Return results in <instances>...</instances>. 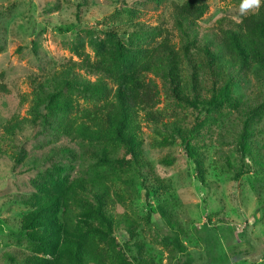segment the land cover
I'll list each match as a JSON object with an SVG mask.
<instances>
[{"label":"trees","instance_id":"16d2710c","mask_svg":"<svg viewBox=\"0 0 264 264\" xmlns=\"http://www.w3.org/2000/svg\"><path fill=\"white\" fill-rule=\"evenodd\" d=\"M134 1L124 0L121 7L133 18L139 15L130 7ZM51 6L59 3H50L47 10ZM208 10L196 0L173 4L179 45L168 29L140 22L78 27L72 48L79 61L69 60L32 78L27 116L13 117L4 130L16 143L9 155L14 167L31 157L29 145L37 138H46L50 146L42 161L33 155L22 172H37L30 179L35 189L12 199L33 208L22 219L21 233L36 253L51 257L34 254L22 264H156L141 239L140 219L118 211V205L141 191L149 203L146 221L158 214L170 230L184 234L172 205L161 201L170 185L149 159L143 125L154 128L152 147L179 142L209 190V144L233 147L223 158L236 180L251 172L264 175L259 139L264 119V0L256 13L239 22L221 19L218 31L202 36L199 23ZM34 52L40 61L37 48ZM156 79H161L166 97L192 110V119L160 109L162 90ZM11 94L0 83L1 99ZM79 97L92 108L82 109ZM234 114L238 123L223 132ZM153 198L159 200L156 208L150 203ZM175 242L186 252L179 234Z\"/></svg>","mask_w":264,"mask_h":264},{"label":"rangeland","instance_id":"374dc122","mask_svg":"<svg viewBox=\"0 0 264 264\" xmlns=\"http://www.w3.org/2000/svg\"><path fill=\"white\" fill-rule=\"evenodd\" d=\"M123 1L0 0V83H5L12 91L6 100L0 98V159H3L0 160V264H22L34 254L51 257L44 252L36 253L21 233L22 219L33 208L12 199L17 193L35 189L30 179L37 172H22L33 155L42 161L43 153L50 146L45 144L46 138H37L29 145L31 157L14 167L9 155L14 153L16 143L6 138L4 130L13 117L27 116L33 99L32 78L41 75L43 70L44 74L54 72L56 67V70L61 68L59 64L69 60L79 61L72 48L78 27L106 29L123 27L130 21L140 22L168 29L173 41L177 45L180 43L171 11L173 4L180 5L187 0H132L131 9L135 8L139 13L135 18L121 8ZM52 2H58L59 7L51 6L47 10ZM196 2L209 7L199 23L202 36L218 31L221 19L239 22L245 17L239 14L241 0ZM160 40L161 37L157 38ZM35 48L42 56L40 61L35 56ZM86 50L93 54L88 45ZM156 81L162 90L160 109L166 108L181 116L187 114L192 119V110L180 107L175 100L166 97L161 79ZM78 101L82 109L92 108V104L83 98L79 97ZM236 118L234 114L226 121L223 132L238 123ZM143 126L149 159L154 162L158 175L170 185V189L162 192L161 201L172 205L184 234L170 230L158 214L146 221L149 203L142 191L139 195L134 194L125 205H118V211L140 219L143 226L141 239L147 244L155 263L264 264V178L261 177L264 175L251 172L236 180V172L228 169L223 158V154L228 155L233 147L209 144L206 160L209 190L197 178L194 164L184 157L179 142L171 141L161 148L152 147L154 128ZM259 130V139L264 146V119ZM221 147L220 154H217ZM231 161L234 163L233 157ZM85 162L87 160L82 163ZM77 167L81 168L80 163ZM150 203L156 208L159 200L153 198ZM176 234L186 245L184 253L177 248Z\"/></svg>","mask_w":264,"mask_h":264},{"label":"clouds","instance_id":"9594fccd","mask_svg":"<svg viewBox=\"0 0 264 264\" xmlns=\"http://www.w3.org/2000/svg\"><path fill=\"white\" fill-rule=\"evenodd\" d=\"M262 0H241L239 7V14L241 16H247L249 13H254L260 9Z\"/></svg>","mask_w":264,"mask_h":264}]
</instances>
